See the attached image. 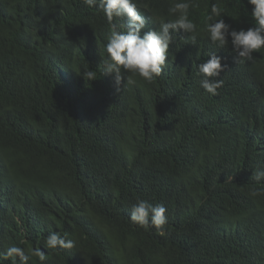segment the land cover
Segmentation results:
<instances>
[{
    "label": "trees",
    "instance_id": "16d2710c",
    "mask_svg": "<svg viewBox=\"0 0 264 264\" xmlns=\"http://www.w3.org/2000/svg\"><path fill=\"white\" fill-rule=\"evenodd\" d=\"M136 2L148 28L174 19L173 0ZM196 3L195 45L174 32L162 75L132 76L118 93L104 74L102 11L0 0V252L39 244L45 264H264V192L252 195L264 182L250 179L264 167V49L236 64L231 44L208 38L212 4L239 30L254 23L247 0ZM213 52L227 65L215 96L197 75ZM137 197L166 206L162 234L131 222ZM49 231L76 247L44 248Z\"/></svg>",
    "mask_w": 264,
    "mask_h": 264
},
{
    "label": "clouds",
    "instance_id": "9594fccd",
    "mask_svg": "<svg viewBox=\"0 0 264 264\" xmlns=\"http://www.w3.org/2000/svg\"><path fill=\"white\" fill-rule=\"evenodd\" d=\"M83 3L89 8L102 11L110 25V35L105 45L107 58L103 60V66L104 74L113 76L118 93L121 92V85L125 87L136 84L132 76H139L152 83L162 75L168 66L174 32H183L193 45L196 43L197 25L189 18L190 10L198 7L196 0H173L168 8V15L174 19H160L156 28H148L136 0H83ZM247 4L251 6V19L254 23L246 29L237 30L226 23L224 18L214 19L223 15L221 8L215 3L207 17L210 21L206 24L208 38L220 49L231 44L236 64L253 61L254 54L264 49V0H247ZM120 19L126 20V23L118 26L115 21ZM120 27L124 30H120ZM223 59L213 52L198 65L197 75L202 77L200 87L207 94L215 96L223 86L220 76L227 67L222 63ZM96 75L91 69L83 72V77L91 81L96 80ZM250 179L257 184L264 182V167H256ZM262 192L264 188H257L252 195ZM129 219L140 228H155L162 234L168 224L167 208L163 203L153 205L149 200L137 197L131 206ZM74 247L76 241L68 238L67 233L49 231L44 239L46 249L59 251ZM33 258H38L40 264L47 261L48 257L39 244L31 248L12 244L0 252V261L9 260L11 264H29Z\"/></svg>",
    "mask_w": 264,
    "mask_h": 264
}]
</instances>
